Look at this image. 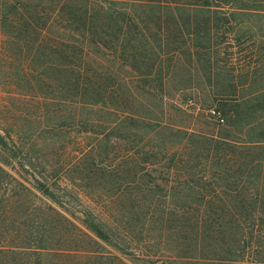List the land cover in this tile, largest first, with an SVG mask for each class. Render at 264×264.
<instances>
[{
  "label": "rangeland",
  "instance_id": "1",
  "mask_svg": "<svg viewBox=\"0 0 264 264\" xmlns=\"http://www.w3.org/2000/svg\"><path fill=\"white\" fill-rule=\"evenodd\" d=\"M31 1L47 18L59 14L55 24H84L92 96L99 92L104 99L98 105L59 104L55 83L46 95L35 93L27 73L38 64L16 47L9 24L1 26L0 121L28 143L24 153L16 150L13 167L28 178L34 169L46 172L53 182L59 171L66 173L71 214H64L90 235L76 231V240L62 242L91 254L64 263L232 264L236 229L230 221L238 209L223 201L236 195L226 176H215L234 174L236 165H264V145L252 146L264 143V11L184 0ZM72 10L89 13L71 20ZM35 135L37 147L30 143ZM221 139L238 146L215 150L213 141ZM87 152L93 165H77ZM259 179L245 180L244 192L250 194ZM52 192L58 193L56 184ZM38 202L36 212L28 210L32 214L15 211V220L26 223L24 234L14 232L13 245L41 236ZM250 213L245 206L248 225ZM225 215L232 216L221 223ZM87 219L107 223L112 244L83 228ZM51 223L43 235L53 247L59 240ZM41 257L45 264L55 259L52 253Z\"/></svg>",
  "mask_w": 264,
  "mask_h": 264
},
{
  "label": "trees",
  "instance_id": "2",
  "mask_svg": "<svg viewBox=\"0 0 264 264\" xmlns=\"http://www.w3.org/2000/svg\"><path fill=\"white\" fill-rule=\"evenodd\" d=\"M184 1L191 6L211 8L229 5L230 7H236V9L257 8V10L264 11V0ZM173 2L177 1L173 0ZM80 11L72 10L67 14L72 20L89 13L85 10L84 13L80 14ZM64 12L63 9L59 11L63 15ZM43 14H45V9L40 8L39 3H34L31 0H0V29H2L1 26L8 23L10 26L8 33L13 38L16 47L22 46L24 50L26 49L30 55V63L39 66L38 69H32L27 73L30 77L28 84L31 90L46 95L55 83L54 87L59 93L56 101L59 104H76L78 106L91 104L90 102L96 105L102 104L104 99H101V94L95 91V97H93L91 92L92 82L90 80V70H88L89 58L86 49L88 41L85 36L80 35L85 31L84 24L75 27L69 25L68 19L66 24H55L53 18L60 17L59 14L56 15L54 11L52 18H47ZM54 29L57 30L54 31ZM73 32L77 35H73ZM20 43H24V45H20ZM102 83L101 81L96 82L97 89H102ZM229 113L233 114L232 111H229ZM64 119L63 115L60 120ZM79 126L80 124H75V127L78 128ZM65 127L64 123L59 125L61 131ZM12 135L11 131H8L0 121V264H45L42 261V253L54 254L55 259L52 264H62V262L65 264L64 262L73 261L77 255L90 256V252L86 250L62 245V242L76 240V231L83 234V237L90 236L79 225L70 220L68 215L64 214V212L71 214L68 209L70 205L64 200V195H66L68 189L65 183L68 182L65 177L66 173L59 171L58 175L54 177V183L53 177L51 180L46 172L40 173V171H36L37 169H34L33 173L30 174L31 178L25 177L21 171H16L18 169H15L13 167L14 163H12V160L16 159L15 152L16 150L22 151V153L27 151L28 143L23 144L22 139L19 138L20 141H18ZM38 139L35 135L32 141L30 140L31 145L37 147L34 142L38 143ZM213 143L214 149L217 147L220 152L229 151L238 146L237 143L224 139L213 141ZM253 144L252 146H255V149H259V146L264 145L261 141ZM85 156L88 159H83L77 165H93L88 162L89 160L93 161L89 158L91 155L87 152ZM19 160V163H22L24 158H19ZM236 166L237 169L234 174L224 175L218 171L215 176V179L218 180L225 179L226 176V183L233 185L232 193L236 195L230 202L223 201V205L228 206L229 210L232 208L238 209V213L234 214V219L230 221V223H235L236 230L232 235V241L234 242L232 253L230 249L228 254L232 256V264H264V182L262 181L264 179V165H245V169H242L243 165ZM21 169L28 172L26 168ZM256 174L260 178L259 181H254V185H251L252 191L250 194L247 190L244 192L245 180H250L252 176L254 178ZM55 184L58 186V193L56 194L52 192V187ZM39 195L45 197L48 202L43 201V198ZM38 201L41 204V207L38 208V210H41L39 216L42 217L39 222L40 227H38L42 234L37 237L36 241H32L36 242L38 246L33 247L32 242L21 246L13 245L11 241L14 238V232L24 234L26 223L25 220L16 221L15 215L17 212L24 214L30 209L31 212H36ZM245 206L249 207L251 213H253L250 215V225L247 224L246 218L248 216L244 217L242 215ZM15 211L17 212L15 213ZM231 216L225 215L220 222L226 223V218ZM51 222H54L51 229L54 232V238L59 240L56 243L59 245L53 247L47 244L46 236L43 235L47 228L52 227ZM80 224L100 240L112 244L113 241L109 239L110 237L105 235V233L112 230L107 223L95 221V219L90 222L87 219L82 220ZM222 229L223 231L219 234L222 238H226L225 229ZM20 238L27 239L26 235ZM225 242L222 241L226 245Z\"/></svg>",
  "mask_w": 264,
  "mask_h": 264
},
{
  "label": "built area",
  "instance_id": "3",
  "mask_svg": "<svg viewBox=\"0 0 264 264\" xmlns=\"http://www.w3.org/2000/svg\"><path fill=\"white\" fill-rule=\"evenodd\" d=\"M213 115H214L215 117H217L221 123L224 122V118H223V116L221 115L220 112H218V111H213Z\"/></svg>",
  "mask_w": 264,
  "mask_h": 264
}]
</instances>
